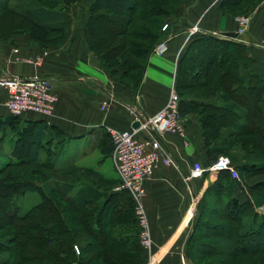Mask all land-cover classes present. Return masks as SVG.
I'll return each mask as SVG.
<instances>
[{
    "label": "trees",
    "instance_id": "1",
    "mask_svg": "<svg viewBox=\"0 0 264 264\" xmlns=\"http://www.w3.org/2000/svg\"><path fill=\"white\" fill-rule=\"evenodd\" d=\"M181 1L91 0L80 7L84 43L113 82L139 87L147 57L166 32L161 26ZM258 1L219 0L216 10L234 17L248 14ZM80 2L0 0V38L21 34L40 47L60 45L71 22L69 8ZM249 62L245 44L199 32L176 62L177 111L198 122L206 159L201 165L226 155L237 173L233 178L219 170L197 200L185 243L191 264H222L221 256L234 255L245 264H264V213L257 211L264 205V75L245 70ZM107 139L111 149L109 135L101 139L104 155ZM63 140L41 120L0 117V229L13 227L22 237L2 234L0 254L14 257L0 258V264H138L140 249L144 261L128 192L113 188L117 178L71 162L60 150ZM27 192H37L40 200L20 214L16 199ZM115 224L133 231L125 233V243L113 235Z\"/></svg>",
    "mask_w": 264,
    "mask_h": 264
},
{
    "label": "crops",
    "instance_id": "2",
    "mask_svg": "<svg viewBox=\"0 0 264 264\" xmlns=\"http://www.w3.org/2000/svg\"><path fill=\"white\" fill-rule=\"evenodd\" d=\"M90 1L81 0L70 6L71 22L60 45L40 47L21 34L0 38V76L50 78L51 91L56 96L51 115L27 111L21 118L41 120L53 126L59 137L64 138L60 150L71 162L92 167L109 180L117 178L113 166L109 173H103L100 168L104 159L110 160L108 139L105 155L100 150L107 129H129L136 118L147 117L162 105L169 87L174 86L177 59L193 33L223 35L234 32L236 23L232 16L217 12L219 0H182L165 21L166 32L160 40H165L166 50L148 55L139 87L130 90L113 82L87 49L82 37L84 21L82 25L72 22L79 14L82 20L86 17L80 7L85 8ZM72 8L76 16H72ZM240 15L248 16V22L244 32L233 38L247 47L250 62L245 70L264 75V0H259L248 14ZM36 58L41 60L39 65L24 61ZM6 97V90L0 87V117L10 115L4 104ZM180 118L184 122L183 137L168 132L156 135L171 163L157 164L143 182V205L156 259L154 264H191L185 248L191 230L190 216H194L197 200L205 187L216 177V173L206 171L205 175L184 179L192 162L202 164L206 159L195 117L188 114ZM257 211L264 213V205ZM114 227L113 235H121L120 241L124 243L125 233L133 232L123 225ZM131 227L134 229V225ZM135 242L139 245L137 239ZM139 251L138 264H143Z\"/></svg>",
    "mask_w": 264,
    "mask_h": 264
},
{
    "label": "built area",
    "instance_id": "3",
    "mask_svg": "<svg viewBox=\"0 0 264 264\" xmlns=\"http://www.w3.org/2000/svg\"><path fill=\"white\" fill-rule=\"evenodd\" d=\"M236 36L241 35L247 25L248 16L236 15L233 17ZM166 27L163 23L161 30ZM165 40L154 44L151 52L162 54L166 50ZM17 50L14 49V52ZM40 64V58L33 61ZM52 80L47 77H22L18 75L0 76V87L7 92L5 106L10 114L22 115L27 111L41 115H51L56 96L51 91ZM178 96L171 84L162 105L151 115L145 118H136L139 124L129 129H107L111 149L110 161L116 173L118 183L115 190H126L130 196L134 220L137 227V241L144 254L143 264H154L156 259L152 251V240L149 224L143 205L144 180L148 179L157 164H170L171 159L165 151L157 134L164 132L184 136V122L177 111ZM104 105L101 106L103 108ZM142 136V137H141ZM227 170L231 177L237 173L226 155H218L207 166L192 162L188 174L184 179L199 176L202 172L217 173ZM75 249V246H74Z\"/></svg>",
    "mask_w": 264,
    "mask_h": 264
},
{
    "label": "rangeland",
    "instance_id": "4",
    "mask_svg": "<svg viewBox=\"0 0 264 264\" xmlns=\"http://www.w3.org/2000/svg\"><path fill=\"white\" fill-rule=\"evenodd\" d=\"M73 15H75L76 16V14H75V10H74V8H72V16ZM86 15V14H85ZM82 17H81V15L79 14L78 15V18H77V20H76V18L75 19H73V24H75L76 25V23H78V24H81L82 25V21H84L85 20V18H83V20L81 19ZM102 21H104V20H102ZM100 22V24L99 23H97V27H100L101 25L103 26V22ZM114 21V20H113ZM106 22H108V20H106ZM112 24V22L110 23V25ZM100 168H101V171L103 172V173H105V172H111V171H113V169H112V164H111V162H110V160L109 159H104L103 160V162H101L100 163ZM39 200H40V197H39V195H38V193L37 192H27L26 194H24L23 196H21V197H19V198H17L16 199V206H17V208H18V212L20 213V214H23V213H25L27 210H29L32 206H34L36 203H38L39 202ZM65 214H66V217H67V219H69V218H71V216H72V214H71V212H69V211H65L64 212ZM4 214H3V212H1L0 211V218H2V216H3ZM192 219H193V215L192 216H190V221H192ZM72 227L73 228H75L76 226L75 225H72ZM3 233H8V234H10V235H12V234H16V235H19V238H22V237H20V234L21 233H19V232H17L16 230H14V228L13 227H6V228H2V229H0V242H2L3 240H4V237H3ZM28 234H36V231H34L33 229H30L29 231H28ZM27 234V235H28ZM24 241L26 242L27 240H25L24 239ZM5 243H8V242H5ZM7 246V245H6ZM7 247H10V248H12V249H16V245L15 244H8V246ZM34 248H37V247H34ZM221 250H224V249H226L227 248V245H224V243L223 244H221L220 245V247H219ZM2 248L0 247V250H1ZM30 249H32L33 250V246L31 247V248H29V250ZM16 253H18V252H16ZM13 253H9V252H3V253H1L0 254V258L1 259H6L7 258V256H12V257H14L13 255H12ZM15 256H20V254L18 253V254H16ZM18 258V257H17ZM20 259V258H19ZM221 263L222 264H245L246 263V259L245 258H243V257H239V256H233V257H228V256H221ZM21 260H23V261H26V259L25 258H21ZM33 261V260H32ZM208 261V260H207ZM34 262V261H33ZM35 263V262H34ZM8 264H11L10 262L8 263ZM25 264H27V263H25Z\"/></svg>",
    "mask_w": 264,
    "mask_h": 264
},
{
    "label": "water",
    "instance_id": "5",
    "mask_svg": "<svg viewBox=\"0 0 264 264\" xmlns=\"http://www.w3.org/2000/svg\"><path fill=\"white\" fill-rule=\"evenodd\" d=\"M224 35H228V36H231V37H235L236 36L234 32H226V33H224ZM142 118H145V116H142ZM138 124H139V121L138 120H134V121L131 122L130 126H131V128H135V127L138 126Z\"/></svg>",
    "mask_w": 264,
    "mask_h": 264
}]
</instances>
